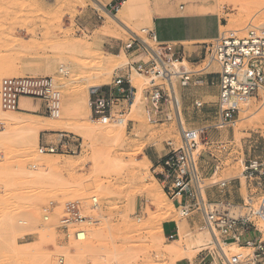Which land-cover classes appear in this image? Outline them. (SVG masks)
I'll list each match as a JSON object with an SVG mask.
<instances>
[{
    "label": "rangeland",
    "instance_id": "rangeland-1",
    "mask_svg": "<svg viewBox=\"0 0 264 264\" xmlns=\"http://www.w3.org/2000/svg\"><path fill=\"white\" fill-rule=\"evenodd\" d=\"M115 1L121 6L123 0ZM172 3L178 6L188 5L194 11L216 12L222 24L228 25L222 27L221 31L235 30L238 26H243L244 29L250 25L264 26V0H137L138 15L120 19L137 35L147 40L145 34L141 32L143 28H148L145 19L143 20L144 13H149L150 10L151 14L155 11L165 13ZM116 13L113 12L112 15ZM98 14L101 15L100 18ZM109 20L90 0H0V63L13 67L0 72V81L5 77L24 75L52 77L61 92L60 119L66 121L64 123L61 121L65 126L63 129L60 128L62 130H41L36 139L31 137L29 131L24 130H28L29 123L24 124L26 118L18 122V125H14L21 126L20 128L12 129L13 126L0 124V137L8 132V135H4L5 138L8 137L0 140V143H4L0 144V236H5L3 244L0 245L2 248L0 253L7 250V253L0 255V264H28L29 258L26 256L16 259L9 256L8 250L18 248L17 245L7 247L6 243L10 238H14L18 245L40 241L38 252L43 256L39 257L37 262L42 259L44 262L41 261L42 264H180L185 259H179L181 261L178 262L179 260L175 261L153 249L148 253L146 249L151 248L149 234L134 236L133 232L139 229L140 225L150 224L155 219L157 222L152 225L151 234L156 237L160 249L176 239H167L163 231L161 238L159 226L162 228V225L168 222L165 220L182 223L185 234L191 233L192 236H196L199 231L208 234L206 230L199 229V224L189 226L187 219L179 217L152 172L155 164L148 163L141 170L136 167L142 164L141 159L146 154L156 150L162 155L166 150L167 139L176 142L179 140V130L175 121L149 124L139 102L127 115L117 116L108 122L115 126L117 120L126 119L122 140L114 150L110 138L90 137L84 135L78 128L83 122L82 118L86 116V109L88 108V113L90 111L88 105L90 88L100 81L91 77L96 74L92 67L98 58L112 54L120 55L127 64L143 57L123 48V43L130 34ZM203 42H183L189 63L203 57L204 49L201 44ZM196 46L200 47L195 48ZM90 51L100 52L97 60L96 57L85 58ZM112 60L117 61V57H113ZM75 62H79L80 65H75ZM204 63L201 62L195 68L187 63L185 65L192 71H197ZM3 65L2 68H5ZM62 66H68V71H61L59 68ZM117 68L118 66L114 67L100 78L105 81L101 86L102 90L111 83ZM2 72H9L12 75H4ZM131 82L138 89L136 100H139L143 88L147 86V79L144 75L132 71ZM202 88L208 91L211 97H208L203 107L196 110L192 122L196 127H204L201 143L203 145L199 144V149L209 150L215 157L211 158L202 153L200 165L206 172L204 176L212 174L215 166H218L216 178L239 179L240 192L245 200L247 192L245 182L240 176V161L248 158L264 159V122L254 123L248 116H244L250 113V115L255 113L254 116L258 113L259 116L263 113L264 118V108L240 111L233 125L216 128L214 126L217 122V97H214L217 93L216 87L209 83L205 87L196 86L193 91L198 93L203 90ZM84 92L87 94L86 97ZM177 105L179 107V102ZM0 110L3 114L16 111H6L3 107H0ZM30 115L42 116L48 120L58 117L49 116L44 110ZM243 125L245 126L242 127ZM22 126L25 128L21 129ZM61 133L80 143L77 155L38 152L41 138L50 137L55 142ZM224 145L225 148L221 149ZM121 159L123 163L120 164L118 161ZM234 182L233 185L237 184ZM159 188L161 193L158 191ZM150 192L158 195L164 206L162 212L157 209ZM93 196L97 197L98 207L88 209L89 198ZM72 200L82 201L86 214L93 221L88 220L78 226H72V229L86 228L87 238L91 240L87 246V243L76 241L73 237L67 240L58 233L56 225L60 210L54 211L49 221L45 223L41 219V209L50 202L62 207L64 203ZM162 215H166L165 220L162 219ZM20 221H25V224ZM128 223L130 228L125 231V225ZM147 228L145 227V230H148ZM41 233H44L42 240L39 236ZM201 248L192 249L191 256L188 257L191 259L190 262L200 258L198 251ZM229 248L230 255L245 252L242 247L235 244H231ZM60 258H63L62 263L59 262Z\"/></svg>",
    "mask_w": 264,
    "mask_h": 264
},
{
    "label": "built area",
    "instance_id": "built-area-1",
    "mask_svg": "<svg viewBox=\"0 0 264 264\" xmlns=\"http://www.w3.org/2000/svg\"><path fill=\"white\" fill-rule=\"evenodd\" d=\"M102 1L100 3L109 14L117 12L120 6L115 0ZM141 32L149 43L139 35H130L123 48L143 57L117 68L104 90L102 87L90 89V119L105 124L117 116L127 115L136 104L138 92L131 82V73L144 75L147 86L143 88L139 102L145 120L151 125L175 121L179 130L177 142L165 141L166 150L152 171L163 193L180 218L199 217V229L206 230L217 242L221 240L228 248L235 244L245 250L228 257L222 249L220 254L209 243L198 251L197 263L188 260L186 264H264V159L240 161V176L249 192L245 200H231L228 187L234 180H240L216 178L218 166L212 174L204 176L206 172L200 165L202 153L215 157L209 150L199 149L204 127L183 125L174 88L177 84L187 86L193 73L215 65L217 71L210 74L218 77L216 128L233 125L240 111L264 108V26L250 25L241 30L221 31L217 37L201 43L204 52L199 62L205 63L198 71L185 65V62L190 63L182 42L159 41L150 28ZM60 94L59 85L48 76L24 75L5 77L0 81V105L6 111L18 110L19 100L27 97L41 101L44 112L57 117L60 114ZM195 105L201 106V102L195 101ZM224 148L225 145L221 147ZM79 151L80 143L63 133L55 142L38 144L40 154L77 155ZM87 207L96 209L97 197L89 198ZM41 210L43 223L49 221L54 211H61L56 229L67 240L73 237L81 242L88 236L86 228L72 229V226L92 221L82 201H68L62 207L50 202ZM20 223L25 224V221ZM177 237L175 223V232L166 238L173 240ZM59 262L62 263L63 258Z\"/></svg>",
    "mask_w": 264,
    "mask_h": 264
},
{
    "label": "bare ground",
    "instance_id": "bare-ground-1",
    "mask_svg": "<svg viewBox=\"0 0 264 264\" xmlns=\"http://www.w3.org/2000/svg\"><path fill=\"white\" fill-rule=\"evenodd\" d=\"M91 2H92V4L97 8V9H99V11L101 10L105 15H107V17H108V19H110L111 21H113L115 24H117V25H119L120 27H122L127 33H129L130 35H132V36H135V35H137L136 34V32H134L129 26H127L121 19H120V17H132V16H134V17H136V15H138L137 14V12H136V7H138L137 6V0H123L122 2H121V6L118 8V11H117V13L116 14H114V15H112V14H109L108 12H106L105 10H104V8H103V6H102V4L100 3V1H102V0H90ZM103 2V1H102ZM145 10H147V9H145ZM145 10H144V12H145ZM151 11V10H150ZM150 11H149V13H144V17H143V20H144V22H145V24L147 25V27L149 28V27H151V25H152V16H153V13L151 14L150 13ZM109 20V21H110ZM234 20V19H233ZM231 21V20H230ZM229 23V22H228ZM231 23V22H230ZM233 23V22H232ZM110 24V23H109ZM107 25V24H106ZM111 25V24H110ZM116 25V26H117ZM232 25V24H231ZM237 25V24H236ZM235 25V26H236ZM248 25H250V23L248 24ZM247 25V26H248ZM109 26V25H108ZM118 26V27H119ZM226 26H228L227 24L226 25H224V26H222V27H226ZM232 27H233V25H232ZM237 27V26H236ZM114 28V27H113ZM112 28V29H113ZM107 28H105V30H106ZM112 29H110V30H112ZM116 29V28H115ZM121 29V28H120ZM142 29V28H141ZM143 29H145V28H143ZM224 29V28H223ZM241 29H244L243 28V26H238L237 28H235V30H241ZM109 31V30H108ZM114 31H116V30H114ZM109 33V32H108ZM113 31L111 32V35H113ZM108 35V34H107ZM109 35H110V33H109ZM140 36V35H139ZM142 37V36H141ZM147 41V40H146ZM196 41V40H195ZM149 43V42H148ZM76 45V44H75ZM74 45V47H76ZM72 46H73V44H72ZM81 47V46H80ZM79 47V48H80ZM80 49H82V48H80ZM100 52H88L86 55H85V58H87V59H93V58H95L96 57V60H97V57L100 55L99 54ZM107 57V58H106ZM106 57H102V58H98L99 60L96 62V63H94L92 66V68L94 69V71H96L95 73L96 74H94L93 76H91L92 78H96L97 80L99 79L100 81L98 82V83H96V81H95V83H96V85H94V86H91V88H97V87H101V86H103L102 84H105V81H104V79H100L103 75L105 76V74H108L109 72H110V70H112L114 67H116V66H118V68L119 67H121V66H123V65H125L126 63L122 60V57L120 56V55H106ZM112 57V58H111ZM113 57H117V61L115 60H112L113 59ZM95 62V61H94ZM4 63V62H3ZM186 63V62H185ZM75 65H77V66H79L80 65V63L79 62H75L74 63ZM0 65H1V67H0V72L1 71H6L5 69L7 68V69H12L13 67L12 66H10V65H8V64H6L5 65V63H4V65H5V68H2V65L3 64H1L0 63ZM3 65V66H4ZM8 65V66H7ZM14 66V65H13ZM9 67V68H8ZM61 71H66L67 69H68V66L67 67H60L59 68ZM199 70V69H198ZM197 70V71H198ZM68 71V70H67ZM66 71V72H67ZM196 71V70H195ZM12 72V71H11ZM3 73V72H2ZM135 73H137V72H135ZM4 75H12V73H9V72H6V73H3ZM15 74V73H14ZM138 75H140L139 73H137ZM1 75V74H0ZM67 75V74H66ZM90 76V75H89ZM59 77V76H58ZM65 78V77H64ZM84 80H86V78H83ZM60 80H61V82L63 81V79H62V77H60ZM93 82V81H92ZM63 83H64V81H63ZM64 85H65V83H64ZM89 85V84H88ZM61 86H63V85H61ZM90 86V85H89ZM88 86V87H89ZM175 86V85H174ZM90 88V89H91ZM175 88V98H176V101H177V103L179 102V94H178V91H177V88H176V86L174 87ZM86 92V91H85ZM84 92V95H85V97L87 96V94ZM90 92V91H89ZM83 95V96H84ZM82 96V95H81ZM137 99H138V95H137ZM82 102V101H81ZM137 103H139V100H136V104ZM136 104H134V106H136ZM1 107V106H0ZM78 108H79V106H78ZM80 110V109H79ZM78 110V111H79ZM77 111V110H76ZM89 113H90V111H89ZM88 113V108L86 109V116H85V118H82V120H83V122L80 124V126L78 127V128H80V130L82 131V133L84 134V135H87V136H90V137H103V138H110L111 140H112V144H113V150L115 149V148H117L119 145H120V142H121V140H122V137H123V133H124V127H125V124H126V119L125 118H122V119H120V120H117L116 122V125L114 126H112L111 125V123H105V124H98L97 122H95V121H92L91 119H90V114ZM251 114V113H250ZM246 115V116H244V117H247L248 116V118H249V120L251 121V122H254V123H263L264 122V118H263V113H261L259 116L256 114V116H254L253 114H255V113H253L252 115ZM181 116V115H180ZM243 116H241L242 118H243ZM62 117V116H61ZM240 117V118H241ZM24 118H26L27 120L26 121H24L23 119ZM239 118V119H240ZM247 118V119H248ZM253 118H254V120H253ZM246 119V120H247ZM21 120H23L24 121V124L26 123H29V124H27V126H28V130L27 129H24V130H26V132L27 131H29L30 132V135H31V137L32 138H35L36 139V137L38 136V133L41 131V130H52V129H60V128H64L65 126H64V122H66V121H64L63 119L61 120L60 119V115L57 117V118H54V119H50V120H48V119H46L45 117H42V116H38V115H30V114H26V113H22V112H19V111H14L13 113H8V114H3L2 112H1V110H0V124L1 123H3V124H6L7 126H9V127H12V129L13 128H15L14 127V125H18V122H20ZM262 120V121H261ZM61 121H63V123H61ZM81 121V120H80ZM181 121H182V123H183V120H182V116H181ZM248 121V120H247ZM246 121V122H247ZM246 122H244L245 123V125H247L246 124ZM249 122V121H248ZM22 123V122H21ZM243 123V124H244ZM23 124V123H22ZM252 124V123H251ZM250 124V125H251ZM183 125H184V123H183ZM245 125H243L242 127H244ZM249 126V125H248ZM255 126V125H254ZM253 125H252V127H254ZM257 126V125H256ZM17 127H19V126H17ZM16 127V128H17ZM21 127V126H20ZM19 127V128H20ZM241 127V126H240ZM23 128H25V127H23L22 126V128L21 129H23ZM62 128V129H63ZM62 129H60V130H62ZM9 132H10V130H9ZM8 132H6V133H3V136L4 135H6ZM29 134V133H28ZM8 135V134H7ZM30 135H28V136H30ZM3 136H1L0 137V140H2V139H6L8 136H6V138H5V136L3 137ZM2 138V139H1ZM124 139V138H123ZM3 141H5V140H3ZM202 142H200V144H201ZM0 144H3L4 145V143H0ZM125 149H127V148H125ZM142 164H139V165H136V167L137 168H139L140 170L142 169V168H145L146 167V165L148 164V163H151L150 162V160L147 158V156L146 155H144L143 157H142ZM121 162L123 163V161H122V159L120 160V161H118V163H120L121 164ZM54 164V163H53ZM158 191H159V193H161V190H160V188L158 189ZM152 192V191H151ZM150 192V195H152L153 196V199H154V201H155V204H156V206H157V209L159 210V211H163L164 210V206H163V204H162V202H161V200L159 199V197H158V195L157 194H155V193H151ZM157 193V192H156ZM6 218V217H5ZM5 218H3L4 220H5ZM165 218H166V215L165 216H163L162 215V219L163 220H165ZM2 219V220H3ZM161 219V220H162ZM6 221V220H5ZM140 221V220H139ZM165 221H168V220H165ZM4 222V221H3ZM157 221L154 219V220H152V222L150 223V224H143V226H141L140 224V228L139 229H136L133 233H134V236H139L140 234H142V233H148L149 234V241H150V243H151V248H149L148 250L146 249V251H148V253L150 252V250L151 249H153V250H155L157 253H159V254H166V255H168L169 257H171V258H173L175 261H177V260H179V259H183V258H190V256H191V254H190V252L192 251V249L193 248H195V247H197V248H200V247H206L209 243H211L212 245H214L216 248H217V250L219 251V253L220 254H222V250H223V252L229 257L230 256V253L231 252H229V249L230 248H228V247H226L224 244H223V242L221 241V240H219L218 242L214 239V237H212L209 233L207 234V233H203L202 231H199L198 232V234L196 235V236H192V234L191 233H187V234H185L184 233V226H183V224L182 223H180V222H177L176 224H177V227H178V237L175 239V240H173L170 244H167L163 249H160V245H159V243L156 241V237L153 235V234H151L152 232H151V227H153L154 226V223H156ZM85 223V222H84ZM158 224V223H157ZM153 225V226H152ZM133 226V225H132ZM131 226V227H132ZM136 226V225H135ZM144 227V228H143ZM145 227H148L147 229L148 230H145ZM129 228H130V225H129V223H128V225H125V231H128L129 230ZM136 228H138L137 226H136ZM142 228V229H141ZM159 229H160V236H161V238H163V236H162V228L159 226ZM92 231V230H91ZM3 233V232H2ZM44 234V233H43ZM42 233L39 235L40 236V240H42V238H44V237H42V235H43ZM2 235V234H1ZM44 236V235H43ZM81 236V235H80ZM88 237V236H87ZM84 238L85 240L84 241H81V242H83V243H87L86 244V246L88 245V243H91V240L90 239H88V238ZM4 239H5V236L4 235H2V236H0V245H1V243L3 244V242H4ZM8 243H6L7 244V247H10V246H15V245H17V247L18 248H16V249H12V250H8V252H9V256L10 257H12L13 259H16V258H19V257H21V256H26V257H28L29 258V261H28V264H42V263H40L41 261L43 262V260L42 259H40L39 260V262H37V259H39V257H42L43 256V254L42 255H40L41 253H39L38 251L40 250V246H39V243L38 242H40V241H37V242H35V243H29V244H22V245H18L17 243H16V241H15V239L13 238H10L9 239V241H7ZM90 246V245H89ZM0 249H2V248H0ZM11 249V248H10ZM90 249V248H89ZM222 249V250H221ZM87 250V249H86ZM92 250V249H91ZM93 250H95V249H93ZM38 252V253H37ZM41 252V251H40ZM89 252H91V251H89ZM145 252V251H144ZM155 252V253H156ZM5 253H7V250L5 251V252H2V253H0V255L1 254H5ZM44 253V252H43ZM37 254H39L38 256H37ZM90 254V253H89ZM92 254V253H91ZM37 256V257H36ZM36 260V261H35ZM44 263V262H43ZM96 263V262H95ZM227 264V263H226Z\"/></svg>",
    "mask_w": 264,
    "mask_h": 264
},
{
    "label": "crops",
    "instance_id": "crops-1",
    "mask_svg": "<svg viewBox=\"0 0 264 264\" xmlns=\"http://www.w3.org/2000/svg\"><path fill=\"white\" fill-rule=\"evenodd\" d=\"M224 26L221 22L219 15L216 12H199L194 11L188 5H180L172 3L169 5V9L165 13L154 12L152 16V25L149 27L154 31L156 37L159 41H170V42H200V41H209L221 32V28ZM196 40V41H195ZM196 46L195 48H199ZM201 52V51H200ZM190 65L194 68L199 66V60L190 61ZM217 67L211 65L209 68L201 71L195 72L191 76V82L187 86H181L177 84V91L179 94V108L182 115L185 127H196L192 122V116L197 113L196 110L203 107L208 100V97H211L208 91L203 90L196 93L193 91L194 87H205L209 83L215 85L216 95L214 97L218 98V77L217 75L210 74L216 72ZM213 75V77H211ZM195 101L201 102V106H196ZM18 111L27 114H34L36 112H43V104L37 99H31L27 97H22L19 100ZM41 143H50L53 142V139L50 137L41 138ZM147 158L154 165L157 163L161 155L158 154V151L151 154H146ZM237 184L233 185V182L228 187V195L231 200L235 202L241 201V183L240 181L234 180ZM246 192L248 194L249 189L247 184H245ZM175 223L176 221L168 220L162 225L163 234L166 236L170 233L175 232ZM188 225L193 227L200 225L199 217L194 216L193 218L187 219ZM177 225V224H176ZM165 237V236H164ZM184 261L179 260L180 264H186L189 258H183ZM182 259V260H183ZM187 259V260H186ZM198 259L196 258L193 262L197 263ZM177 262V263H178Z\"/></svg>",
    "mask_w": 264,
    "mask_h": 264
}]
</instances>
